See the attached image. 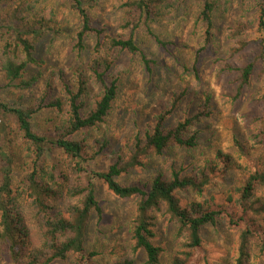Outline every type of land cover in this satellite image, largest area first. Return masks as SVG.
I'll return each instance as SVG.
<instances>
[{
  "label": "rangeland",
  "instance_id": "obj_1",
  "mask_svg": "<svg viewBox=\"0 0 264 264\" xmlns=\"http://www.w3.org/2000/svg\"><path fill=\"white\" fill-rule=\"evenodd\" d=\"M14 1L5 0L0 11L7 13ZM85 1L84 5L94 25L103 30L102 37L123 36L127 33L129 26L125 22H131L132 19L127 15V7L121 6L126 0ZM259 1L228 0L226 8L218 12L214 44L199 53L197 78L184 71V66L191 64L201 46L200 27L194 22L199 7L197 0H186L177 9L162 12L151 24L153 33L163 45L157 43L143 26L137 29L136 40L140 49L156 61L151 75L145 71L138 54L111 51V72L119 77L118 94L112 108L103 122L71 136L82 140L89 154L96 152L100 146L97 142H109L107 147L88 160L89 168L104 171L118 160L121 163L128 161L134 150L135 137L143 136L152 127L155 117L170 106L175 92L190 87L165 119V126L172 127L178 120L197 111L208 95L210 116L204 117L190 130L197 132V146L193 149L170 147L161 156L142 155L139 157L142 165L122 172L117 177L118 181L123 185L150 184L157 174L169 175L172 166L192 176H199L201 171L209 174L211 168L219 169L215 155L221 150L232 157V167L223 179L208 184L201 194L189 190L178 192L182 204L196 201L220 205L227 203L230 196L235 197V189L241 186L250 170L264 169V132L259 131L261 126L258 120L262 111L260 97L264 78L259 64L255 65L250 84L237 95L239 71L235 69L255 60L258 54L259 33L256 31L255 11ZM49 7L55 11L58 21H64V31L54 37L50 33L40 40L36 58L41 64L29 68L25 76H35V83L23 90L5 87L2 91L9 101L20 104L36 101L47 85L52 97L64 100L66 95L57 77L58 71L62 70L64 78L74 86L75 72L88 68L95 37L86 39L83 51L72 49L71 38L79 23L78 16L68 13V2L64 0H41L33 12L42 13ZM86 76L89 93L84 109H88L101 89L88 70ZM0 84L5 85L1 74ZM64 117V113L56 110H42L35 115L33 125L40 132L56 134V126ZM28 149L29 146L19 137L15 138L11 146L17 164L14 184L18 189L24 185V174L29 165ZM42 163L47 170H51L52 164L56 167L55 188L59 194L51 202L53 209L49 214H67L70 205L79 203L80 196H71L69 190L81 184V175L73 171L69 158L58 150H48ZM96 197L102 216L91 215L86 240L88 250L99 253L94 260L96 264H115L127 259L131 260V264H145L143 252H133L129 241L136 196L119 198L98 180ZM255 198L263 199L264 192L257 189ZM18 210L31 231L39 228V221L45 213L33 215L34 211L24 199H20ZM152 214L155 222L154 241L163 249L160 264H169L184 240V234L178 233L177 223L163 210ZM202 238L210 264H231L235 257L236 230L229 229L220 221L216 226L205 227ZM250 247L248 264H264V255L254 245ZM67 262L56 261L51 264ZM0 264H9L6 247L1 242Z\"/></svg>",
  "mask_w": 264,
  "mask_h": 264
},
{
  "label": "trees",
  "instance_id": "obj_2",
  "mask_svg": "<svg viewBox=\"0 0 264 264\" xmlns=\"http://www.w3.org/2000/svg\"><path fill=\"white\" fill-rule=\"evenodd\" d=\"M4 1L0 0V6ZM40 1L15 0L7 13L0 11V74L5 81V85L0 84V242L6 247L9 264H51L56 261L96 264L94 260L99 253L88 250L86 240L91 215L102 216L96 197L98 180L119 198L136 196L129 241L133 252H143L145 264L161 262L163 249L154 241L155 222L152 214L161 210L177 223L178 233L184 234V240L169 264H210L203 248L202 230L207 226H216L220 221L229 229L237 231L235 257L231 264H248L250 245H254L264 255V198H255L257 189L264 192V169L250 170L241 186L235 189V197L230 196L227 203L220 205L196 201L182 204L178 192L189 190L201 194L208 184L223 179L232 167V157L221 150L215 155L219 169L211 168L209 174L201 171L199 176H192L172 166L169 175L157 174L150 184L123 185L117 179L122 172L141 166L139 157L142 155L161 156L170 147L195 148L197 132L190 130L204 117L210 116L208 95L201 108L178 120L174 126L166 127L165 119L189 92L190 87L175 92L170 106L155 117L152 127L143 136L135 137L134 150L129 160L124 163L118 160L104 171L90 169L88 160L100 153L109 142H97L100 146L94 154H89L82 140L71 137L103 122L112 108L118 94L119 77L112 75L110 52L117 50L131 55L138 54L145 71L151 75L156 61L140 49L136 40L137 29L143 26L157 43L163 45L161 39L153 33L151 24L162 12L177 9L186 0H126L121 6L127 7V15L132 19L131 22H125L129 26L127 33L123 36L104 37L102 28L94 25L84 5L85 0H64L68 2V13L76 14L79 20L71 38L72 49L83 51L86 39L89 36L95 37L88 68L75 72L74 86L64 78L62 70L58 71L57 77L66 95L64 100L52 97L47 85V89L36 101L20 104L5 98L2 90L9 86L21 90L31 87L36 77L25 76L29 68L41 64L36 58L38 43L50 33L54 37L64 31V21L56 19L52 7L42 13L33 12ZM197 1L199 7L194 22L200 27L201 46L191 64L184 66V71L196 78L199 53L214 44L216 16L228 3V0ZM255 15L256 31L259 33L258 54L255 60L235 68L239 71L237 95L250 84L255 65L259 64L264 78V0L259 1ZM87 70L101 89L88 109H84L89 93ZM260 101L262 111L258 116L261 126L259 131L264 132V83ZM46 109L65 114L62 122L56 126V134L40 132L34 128L35 115ZM16 137L29 146V165L21 189L14 184L17 164L11 146ZM234 143L239 147L236 141ZM48 150H58L66 155L73 171L81 175V184L69 190L71 196H80L79 203L70 205L67 214H49L53 209L51 202L58 197L59 191L55 188V165L52 164L51 170H47L42 163ZM20 199L26 200L34 211L33 215L46 214L40 219L37 230L31 231L24 224L22 213L18 210ZM115 264H131V260Z\"/></svg>",
  "mask_w": 264,
  "mask_h": 264
}]
</instances>
